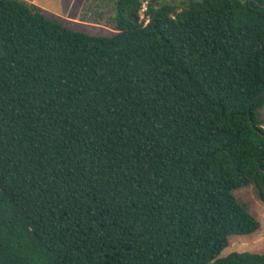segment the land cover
Returning a JSON list of instances; mask_svg holds the SVG:
<instances>
[{"label":"trees","instance_id":"trees-1","mask_svg":"<svg viewBox=\"0 0 264 264\" xmlns=\"http://www.w3.org/2000/svg\"><path fill=\"white\" fill-rule=\"evenodd\" d=\"M113 2L97 35L0 0V264H264L221 256L260 228L264 0Z\"/></svg>","mask_w":264,"mask_h":264},{"label":"rangeland","instance_id":"rangeland-1","mask_svg":"<svg viewBox=\"0 0 264 264\" xmlns=\"http://www.w3.org/2000/svg\"><path fill=\"white\" fill-rule=\"evenodd\" d=\"M38 6L45 14L64 24L90 34L110 35L115 29L113 0H25ZM181 6L184 0H170ZM145 17L142 12V18ZM259 117L264 126V106L259 109ZM239 202L260 222V228L250 234H233L230 244L221 256L232 252L264 253V202L257 188L251 184L234 191Z\"/></svg>","mask_w":264,"mask_h":264},{"label":"built area","instance_id":"built-area-1","mask_svg":"<svg viewBox=\"0 0 264 264\" xmlns=\"http://www.w3.org/2000/svg\"><path fill=\"white\" fill-rule=\"evenodd\" d=\"M146 9H147V2L144 3L143 11H145Z\"/></svg>","mask_w":264,"mask_h":264},{"label":"water","instance_id":"water-1","mask_svg":"<svg viewBox=\"0 0 264 264\" xmlns=\"http://www.w3.org/2000/svg\"><path fill=\"white\" fill-rule=\"evenodd\" d=\"M261 99V97H259L258 99H257V101H259Z\"/></svg>","mask_w":264,"mask_h":264}]
</instances>
